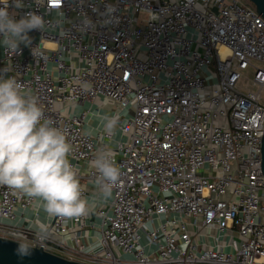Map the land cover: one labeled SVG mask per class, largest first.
Segmentation results:
<instances>
[{"label": "built area", "instance_id": "2783aa9c", "mask_svg": "<svg viewBox=\"0 0 264 264\" xmlns=\"http://www.w3.org/2000/svg\"><path fill=\"white\" fill-rule=\"evenodd\" d=\"M7 3L15 19L35 12L45 28L16 54L0 43V74L64 130L92 207L51 216L44 234L31 224L41 202L0 186V237L87 264H264V105L239 85L251 66L264 89L256 10L241 0ZM106 106L103 119L119 115L115 132L104 122L87 130ZM103 149L121 171L108 199L90 166Z\"/></svg>", "mask_w": 264, "mask_h": 264}, {"label": "clouds", "instance_id": "9594fccd", "mask_svg": "<svg viewBox=\"0 0 264 264\" xmlns=\"http://www.w3.org/2000/svg\"><path fill=\"white\" fill-rule=\"evenodd\" d=\"M13 4L23 7V0H13ZM44 28V18L35 12L15 19L4 0L0 7V43L8 51L16 54L21 44L29 46L28 33ZM32 52L35 56L36 48ZM88 87L84 85L85 89ZM119 123L118 114L105 117L104 129L112 134ZM71 152L72 144L64 130L46 117L38 98L26 92L16 78L0 74V186L40 201L49 216H85L92 205L84 197L78 171L69 161ZM90 166L97 173L95 183L100 196L110 198L121 178L112 153L99 150ZM44 231L46 228L41 227ZM21 248L27 250L26 245Z\"/></svg>", "mask_w": 264, "mask_h": 264}, {"label": "water", "instance_id": "95a60500", "mask_svg": "<svg viewBox=\"0 0 264 264\" xmlns=\"http://www.w3.org/2000/svg\"><path fill=\"white\" fill-rule=\"evenodd\" d=\"M256 12L264 19V0H248ZM261 171L264 177V131L261 138ZM53 222L44 231L46 234ZM26 245L11 239L0 237V264H87L79 261L68 260L41 248L27 246V250L21 248Z\"/></svg>", "mask_w": 264, "mask_h": 264}, {"label": "crops", "instance_id": "0c3cea01", "mask_svg": "<svg viewBox=\"0 0 264 264\" xmlns=\"http://www.w3.org/2000/svg\"><path fill=\"white\" fill-rule=\"evenodd\" d=\"M89 106L88 103H84V105L82 106L83 108H87ZM97 111V114L92 115L91 118L89 119V124L85 125V128L87 130L90 131H94L95 127H100V125L104 122V119L102 118V115H106L109 114V107H101V108H96L95 109ZM119 137V136H118ZM91 192H95L94 189H91ZM41 210H39V216L37 218V222L35 223L34 220L31 221V224L34 228L36 229H40L42 226L46 225L48 222L51 221V216H49L43 209V207L41 206ZM26 215L27 217H29L30 219L33 218V209H30L28 211H26ZM25 224H28L29 222L26 220L24 222ZM201 237L199 236L198 239H200Z\"/></svg>", "mask_w": 264, "mask_h": 264}, {"label": "rangeland", "instance_id": "374dc122", "mask_svg": "<svg viewBox=\"0 0 264 264\" xmlns=\"http://www.w3.org/2000/svg\"><path fill=\"white\" fill-rule=\"evenodd\" d=\"M241 2L245 5H247L248 0H241ZM256 66H257V64H256ZM253 73H254V68L251 66H249L245 69H242L240 71L241 77H240L239 85L241 86L242 91L252 90L255 92H259L260 101L264 105V89H259L258 86L254 85L252 83Z\"/></svg>", "mask_w": 264, "mask_h": 264}, {"label": "trees", "instance_id": "16d2710c", "mask_svg": "<svg viewBox=\"0 0 264 264\" xmlns=\"http://www.w3.org/2000/svg\"><path fill=\"white\" fill-rule=\"evenodd\" d=\"M247 5L254 8V6L249 1H248Z\"/></svg>", "mask_w": 264, "mask_h": 264}, {"label": "bare ground", "instance_id": "6f19581e", "mask_svg": "<svg viewBox=\"0 0 264 264\" xmlns=\"http://www.w3.org/2000/svg\"><path fill=\"white\" fill-rule=\"evenodd\" d=\"M220 49H221L222 51H225V50H226L224 46H222Z\"/></svg>", "mask_w": 264, "mask_h": 264}]
</instances>
